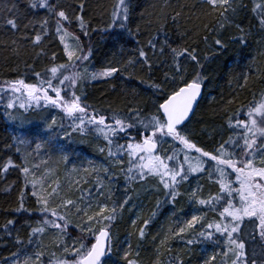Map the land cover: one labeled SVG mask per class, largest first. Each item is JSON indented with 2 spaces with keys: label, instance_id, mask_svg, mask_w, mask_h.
Here are the masks:
<instances>
[{
  "label": "snow or ice",
  "instance_id": "1",
  "mask_svg": "<svg viewBox=\"0 0 264 264\" xmlns=\"http://www.w3.org/2000/svg\"><path fill=\"white\" fill-rule=\"evenodd\" d=\"M25 3L27 7L21 11L18 0H12L8 11L15 14L11 17H0V19L3 20L8 31L12 32L13 37L20 34L24 40L30 41L33 45H39L42 36L48 35L50 21L55 19V32L60 44L63 45V52L68 63L56 64L47 68L46 71L50 72L53 78L58 79L59 85H64L67 81V89H76L79 86L81 94L77 95L75 91H72V98L65 100L61 92L65 91L67 94V90L53 85L51 79L41 81L42 84L46 83L48 88L25 83L23 79L6 83L9 84L13 93L24 90L23 94H26L27 99L19 104L21 109L30 107L32 101L38 104L40 100H44L46 104L60 108L67 117L78 121L72 129L74 132L84 135L90 130L85 125H93L95 131L103 136L109 146L114 142L113 137L121 133L131 138L132 142L126 143L129 166L125 173V180L147 181L149 177H154L157 181L155 191L160 192V186H162L165 196V200L157 199L156 210L152 211L149 219L143 221V227L136 229L139 240H144L145 229L151 217L157 215L162 205L176 203L178 197L182 195L179 186L189 179L190 174L204 173L208 179L212 178L213 173L217 174L216 183L219 189L216 195L210 194L208 198H203L199 194L200 186L188 192L187 195L195 203L216 213L219 219L208 220V214L205 212L201 215H192L190 219L178 222L175 227L170 226L159 240L157 255L152 264H161L160 249L171 252L170 241L173 239L179 238L190 251L189 246L197 243L221 245V237H223L224 247L220 252H214L204 259L203 264H217L218 257V264H264V90L261 91L259 100H256L253 94V100L246 106V120L236 118L235 112L227 116L225 122L229 128L239 126L242 129L238 138L229 136L227 140H222L209 150L195 140L196 133L191 127L192 117L198 107V99L207 80V75L202 71L204 68L202 59L208 61L216 58L233 44L241 50L247 49L251 42L256 45V55L251 57L248 71H242L239 77H233V79L241 90L248 88L250 79L264 84V3H255L252 8L258 19V35L251 27L246 28L238 22L240 12L246 7L243 0H199L202 15L196 16L195 19L200 23L193 24L190 29L187 24L184 25V31L181 33V36L185 38L184 46L174 47L166 33L164 41L158 45L156 37L153 36L147 40V47L156 57L155 60L149 57L148 51L143 47L136 49L135 56H123V48H121L119 58L114 53L113 59L107 66L93 72H89L88 64L93 57L94 48L91 41L87 44L83 43L81 35L89 37L91 32H111L118 24L120 29L132 36V29L128 27L130 0H115L111 19L100 29L91 27V17L86 15V0H73L68 4L62 3L61 0H25ZM164 7L167 8L170 5L165 4ZM38 9L45 10V16L39 19L35 11H29ZM141 15L144 14L141 13ZM183 17L184 8L181 7L165 14L163 19L164 21L171 19L174 26L180 27ZM208 17H214V20L210 21ZM147 23L151 24L152 20H148ZM187 23H192V17L188 18ZM37 26L39 31L36 30ZM69 27L78 28L79 34L69 32ZM163 27L162 23L159 24L158 31L163 30ZM232 28L235 29V33L230 31ZM29 30L32 32L31 35ZM226 32L227 38L224 35ZM139 33L140 26L137 25L135 34L139 35ZM67 38H71L74 43L70 45ZM116 39L119 43V38L116 37ZM188 41L191 43L189 44ZM201 43L211 53V57L207 54L201 57L199 54ZM11 45L13 53H18L17 39H11ZM36 55L39 56L41 53ZM50 59L55 61L56 54L53 53ZM75 62L83 66V71H73L70 75H64L61 70L74 69ZM186 62H190L197 69L191 75H189V64ZM58 73L60 76H57ZM33 74L38 78L41 76V73L34 69ZM118 76L126 77L128 80H138L140 84L152 88L155 94L163 96L162 102H154L155 111L142 118L143 110L135 106L139 91L131 88L126 97L127 112L124 117L113 110V123H108L107 117L104 114H98L95 109L93 114L89 115L88 109L92 106L82 104L83 87L80 82L89 78L99 80ZM114 87L115 84H113ZM48 89L55 93V98L48 94ZM236 99L237 97L233 96L224 100L220 111L228 112ZM13 107L14 103L7 104V108ZM239 111L240 109H236V112ZM128 112L134 115L128 116ZM86 116L87 120H85ZM234 119L235 124H233ZM54 124L53 119L52 125ZM52 125H49V128ZM130 129H136V136L131 135ZM144 133L150 134L144 135L142 142L138 141L137 137ZM209 139L212 137L209 136ZM13 141H19L20 144L26 143L19 136H14ZM176 143L182 145V148L176 149ZM165 144L169 145L171 154H167L164 149ZM12 146L14 145H6V147ZM40 147V144L36 145L37 149ZM123 148L125 145H117V152ZM59 150L62 151V148ZM104 150V148L99 149L101 152ZM16 151L19 152L20 149L17 148ZM180 151L184 153L182 161L177 155ZM191 153H196L198 156L190 155ZM107 155L112 157L116 153L109 147ZM62 159L65 163L68 162L66 155H63ZM133 160H136L135 164ZM168 161H176V164L170 166ZM113 163L121 165L123 161L116 159ZM9 166H15L11 158L3 166V171L7 172ZM34 167L38 168L39 165ZM20 170L24 174V186L31 184L30 194L35 198L34 202L38 206L35 211L40 212L42 216L37 226L28 224L30 231L27 244L35 243L36 250L32 255H25L23 264H109L107 258L113 252L111 229L118 216L117 205L113 204L110 207L106 202L111 199L110 185L106 186L97 179L99 185L97 196L87 202L83 197L77 201L62 195L63 187L58 179L49 180L47 176L37 178L27 166V161ZM73 171L76 169L73 168ZM84 171L89 172V169L85 168ZM121 171L124 169L121 168ZM103 172L111 182L114 174L108 168H103ZM232 174L235 177L234 181L229 179ZM83 182L87 183V180L84 179ZM75 183L79 184L81 180L78 179ZM234 184L238 186L234 187ZM4 191L10 192L12 189L5 188ZM129 199L131 197L125 198L119 205L121 211L124 205L128 204ZM54 201L57 203L54 204ZM59 209L64 211L61 212ZM11 211L29 215L32 213L33 209L27 206L26 194L23 190L19 192L16 207ZM49 216L54 219H49ZM25 223L27 224L28 221L26 220ZM13 224L14 221L9 219L5 228ZM136 224L137 220L131 221L134 228ZM49 228L56 230L51 237V246L62 255L56 256V252H52L49 260L45 261L43 257L46 255L45 248L48 246L43 244V237L48 233ZM72 229H75V234ZM8 234H11V230ZM155 239L154 236L153 240ZM15 243L23 245L25 241L17 235ZM18 254V252L13 253V256ZM133 255V247L129 242L121 258L125 264H141L138 259L139 252H135L137 258H132ZM13 264H21V262L16 260ZM168 264H185V262L180 255H176Z\"/></svg>",
  "mask_w": 264,
  "mask_h": 264
},
{
  "label": "trees",
  "instance_id": "2",
  "mask_svg": "<svg viewBox=\"0 0 264 264\" xmlns=\"http://www.w3.org/2000/svg\"><path fill=\"white\" fill-rule=\"evenodd\" d=\"M19 8L21 11L27 7L25 0H18ZM62 3L68 4L72 3L73 0H61ZM115 0H86V15L91 17L93 28H103L106 26L111 19V12ZM258 3H264L260 0ZM12 0H0V17H11L15 12H9L8 9L11 7ZM170 5V7L165 8L164 5ZM195 6V7H193ZM184 8V17L180 21V27L173 25L171 19L164 21L163 17L167 13H171L173 9ZM254 4L252 0H247L245 11L243 13V25L247 27H256V34H259V24L258 19L253 13L252 8ZM35 11L37 13V18H42L45 16V10H29ZM141 13L144 15L142 16ZM202 15V9L200 7L199 0H130V17L128 22V27L132 29L133 35L129 36L126 31L119 28L117 24L116 28L111 32H91L89 37H84L81 35V41L85 44L91 41L94 54L91 58L88 67L91 71L102 70L108 65V62L113 59V54L116 57L121 56V48H123V56H135L137 55L136 49L138 47L145 48L148 51L149 57L153 60L156 57L153 56L152 52L148 50L147 40L150 37H156L157 43H162L165 39V33L170 43L174 47L184 46L185 38L181 36L184 31V25L192 28L193 24H199L200 21L196 20V16ZM192 17V23H187L188 18ZM31 18V17H29ZM208 20H214V17H208ZM152 20L151 24L147 21ZM159 21V22H157ZM163 24V30L158 31L159 24ZM140 26L139 35L135 34L136 26ZM37 31L39 28L37 26ZM69 32H74L79 34L78 28L69 27ZM32 32L29 30V35ZM203 33H201L202 35ZM116 37L119 38V43H117ZM17 39V45L19 52L13 53L11 39ZM227 38V37H225ZM139 41V43H137ZM67 42L71 45L74 41L71 38H67ZM190 44L191 41H188ZM7 45V47L5 46ZM200 55L203 57L205 54L211 57V53L204 49V45L199 44ZM37 53L41 55L37 56ZM56 54V60L50 59L52 54ZM256 55V45L250 42V46L247 49L241 50L236 45H230L223 53H221L216 58H211L208 61L202 59L204 63V68L202 71L207 75V84L210 85V94L215 99L214 103L210 107H202V102L192 118V129L195 130V140L203 145L206 149H212L216 144L220 143L222 140H227L229 136L233 138H238L242 132L239 126L235 128H229L226 124V119L228 115H232L233 112L236 113V118L247 119L246 106L254 98L259 100L260 93L264 90V84L259 81L250 79L249 86L246 89L241 90L233 77H239L240 73L247 72L249 66L251 65V57ZM115 62V61H113ZM68 63L67 57L63 52V45L60 44L59 38L55 32V19L50 21L48 35L42 36V41L39 45H33L30 41L24 40L20 34L13 37L12 32H9L7 26L4 24L3 20L0 19V83L11 82L18 79H23L25 83L35 84L37 87L48 88L46 83H41L42 80L51 79L52 84L67 90L61 92V96L66 100H70L71 92L75 91L77 95L81 94V88L78 86L76 89H67V81L64 85H59L58 79L53 78L50 72L46 69L50 68L56 64ZM76 67L74 69L70 68L67 71H63L64 75H70L73 71L82 72L83 66L79 62H75ZM88 63V62H86ZM189 64V75H191L197 69L190 62ZM33 69L41 73L38 78L33 74ZM57 76H60L58 73ZM62 78V77H60ZM113 84L115 87L113 88ZM207 84L204 82L205 93L207 92ZM83 87V95L81 96V101L83 105H91L88 109V114H93V109L96 110L98 114H104L107 117L106 122L113 123L112 115L113 110L117 112L121 117L125 116L127 112V93L129 89L136 88L139 91V96L135 102V106L142 109V118L147 116L149 113L155 111L154 102H162L163 96L155 94L154 90L144 84H140L138 80H128L126 77L110 78V79H99L91 80L90 78L80 82ZM48 93L51 96H55V93L48 89ZM2 94V92L0 93ZM205 96V95H204ZM236 96V102L230 106L228 112H221V103ZM3 99L5 96L2 94ZM5 106L4 103L0 101V264H11L13 261H20L23 264L25 255H32L36 250V244H27V236L30 228L28 224L37 226L41 219V213L35 211L38 207L35 204V198L31 196V184L24 186V174L20 170L21 166L27 161V166L35 174L37 178L41 176H47L49 180L58 179L63 187L62 195H66L73 200L79 201L81 197L88 198V194H92L95 197L98 194L99 185L97 184V179H99L106 186L110 185L111 188V199L106 201L109 205L114 201L117 192L121 187L125 188L127 191L133 192L137 191L144 181H127L125 180V173L128 168L129 156L126 151V143L132 142L131 138L125 136L121 133L116 137H113V144L108 145L103 139L102 135H99L93 125L86 124L85 126L90 129L84 135L79 132H74L72 129L78 121H74L71 118H64L60 122L59 129L61 131L46 134L41 130H37L34 127L30 132L26 130H19L14 124H12V131H8L6 128L7 123L5 122ZM236 109H240L236 112ZM128 116H133V113L128 112ZM87 120V116L85 117ZM235 124V119L233 120ZM63 125V127H61ZM139 127V125H138ZM219 128L224 129V133L219 132ZM66 132L71 133L67 135L68 138L62 140L61 133ZM129 132L132 136H136V129H130ZM150 133H144L137 137V140L142 142L144 135ZM14 136H19L24 139L26 143L20 144L19 141H13ZM28 136L30 141L25 139ZM209 136L212 139H209ZM222 136V140L219 142V137ZM81 143L80 147L74 146V141ZM259 142V141H258ZM171 143V142H170ZM26 144H29L26 146ZM40 144L39 149L36 145ZM61 144L63 145L62 151ZM6 145H14L12 147H6ZM117 145H125V148L120 149L117 152ZM104 148V155H107L108 148L111 147L112 151L116 155L109 157L113 159H121L123 164L115 165L110 167L109 170L113 173V180L109 182L107 176L103 172V168L100 165L92 168V164L89 163V156L94 157L91 161L92 163L98 164V148ZM19 148L20 151L17 152L16 149ZM176 149H181L182 145L178 143L175 144ZM164 149L167 154H171L169 145L165 144ZM159 151V148H158ZM238 151V149H237ZM66 155L68 157V162L65 163L62 156ZM180 161L183 160L184 153L182 151L177 153ZM190 155L198 156L196 153H191ZM11 158L15 166H9L8 171H3V166L7 163V160ZM207 158H205L206 160ZM136 160H133V164ZM170 166L175 165L176 161H168ZM212 163V162H208ZM39 165L38 168L34 167ZM207 168V164L205 165ZM186 167V165H185ZM73 168L76 171H73ZM88 168L89 172H85L84 169ZM121 168L124 171H121ZM95 169V171H92ZM231 171L230 169L228 170ZM131 175V174H129ZM118 178V179H117ZM217 174L213 173L211 179H208L206 174H190L189 179L183 182L179 186V190L182 195L178 197L175 204L165 203L162 205V209L157 213L156 216L151 217L149 224L147 225L145 232L146 236L144 240L138 239V234L136 229L143 227V221L149 219L152 211L156 210L157 199L165 200L164 192L161 187L160 192L151 194V197L147 200L144 212L141 214V218L137 220L135 228L131 225V220L129 218H123L122 221H114L112 224V234L117 230L119 232V240L122 243H113V252L109 258V264H125L124 260L121 258L123 256L124 250L127 248L129 242H131L133 247V257L135 252H139V261L141 264H152L155 260L157 252L156 249L159 246V240L167 232L168 228L175 227L178 222L190 219L192 215H201L207 212L208 220H218L219 217L216 213L209 211L207 207L201 206L195 203L193 200L190 201L188 192L195 190L197 186H200V195L203 198H208V196L216 195L219 189V185L216 183ZM81 180V183L76 184V180ZM84 179L87 183L83 182ZM229 179H235L234 174H232ZM152 184L157 186L156 178L149 177L147 180ZM145 181V182H147ZM55 186V185H53ZM234 187L237 185H233ZM5 188H11L12 191L5 192ZM23 190L26 194L27 206L32 208L33 211L29 215L27 213H16L11 211L12 208L16 207V202L19 192ZM57 203L56 201L53 202ZM190 203L192 205L190 206ZM63 212V209H59ZM49 219H54V217H48ZM13 220V225H8L7 229L5 224L7 220ZM28 221L26 224L25 221ZM11 230V234L8 232ZM55 229H48V233L43 237V244L48 247L45 248L46 255L43 260L47 261L50 258L52 252H56V256H61L62 254L51 246V237L55 232ZM73 234H75V229H72ZM131 233V235H129ZM19 235L21 240L25 241L23 245H17L15 243L16 236ZM156 237L153 240V237ZM221 245L214 246L210 243H197L189 246L190 251L186 248L185 244L179 240V238L170 241L171 252L165 251L163 248L160 249L161 264H168L172 257L180 255L184 259L185 264H203L204 259L211 256L214 252H217L219 248L223 245V237H221ZM139 245V248H137ZM19 253L13 256V253ZM52 259H55L52 257ZM219 261V257H218ZM217 261V264H218Z\"/></svg>",
  "mask_w": 264,
  "mask_h": 264
},
{
  "label": "rangeland",
  "instance_id": "3",
  "mask_svg": "<svg viewBox=\"0 0 264 264\" xmlns=\"http://www.w3.org/2000/svg\"><path fill=\"white\" fill-rule=\"evenodd\" d=\"M264 1V0H263ZM244 4L246 5L247 0H243ZM260 2V0H252V3L255 5V3ZM245 7L240 12V16L238 17V22L243 25V13ZM253 32L256 33V27L252 28ZM232 33H235V29H230ZM225 37H227L228 33L226 32ZM205 49V47H204ZM206 50V49H205ZM89 72H93L89 69ZM205 83L207 84V81L205 80ZM207 92L204 94L202 107H210L214 103L215 99L212 97V94H210V85L207 84ZM5 96V99H3L2 94H0V101L4 103L5 106V122L7 123L6 128L8 131H12V124L16 126L17 129L26 130V132H30V130L34 127L37 130H41L46 134H52L61 131L59 129L60 122L62 121L63 117L66 118L67 116L64 114L63 111H61L60 108L54 107L50 104H46L44 100H40L37 104L35 101L30 102L31 106L21 109L19 107V104L22 102V100H26L27 96L26 94H23L24 90L22 89L21 92L13 93L10 90L8 83H0V93ZM49 94V93H48ZM51 96V95H50ZM55 98V96H52ZM66 100V99H65ZM14 103V107L9 109L7 108L8 103ZM69 118V117H68ZM53 119L55 120V124L52 125ZM49 125H52L51 128H49ZM219 132L223 134L225 131L224 129L219 128ZM68 138L66 135V132L61 133V139L64 140ZM25 139L30 141V138L28 136L25 137ZM222 140V136L219 137L218 141L220 142ZM74 146L80 147L81 143L78 141H74ZM259 143V142H258ZM29 144H26L28 146ZM63 145L61 144V148L63 149ZM101 147L98 148V164L92 163L94 157L89 156L88 161L92 164V168L96 167L97 165H100L102 168H110L114 167L113 161L116 159L109 158L104 155L103 152L99 151ZM238 186V185H237ZM155 184H152L151 182H145L141 184V187L138 188L137 191H127L125 188L121 187L120 190L117 192V195L112 202L110 207L113 204H116L118 207V216L115 221H122L123 218H129L132 220H138L137 217L141 218V214L145 211L144 208L146 206L147 200L149 196L151 197V194L156 193L155 191ZM127 197H131L129 199L128 204L124 205L123 210L121 211L119 209V205L123 202V200ZM95 198L94 195L88 194V198L85 199V202L89 199ZM238 200V198H237ZM192 201V200H190ZM192 203H190V206ZM113 243H122V240H119V232L116 230L113 233ZM127 246V245H126ZM224 245L221 246L217 250V252H220ZM70 258V257H69ZM13 264V263H11Z\"/></svg>",
  "mask_w": 264,
  "mask_h": 264
},
{
  "label": "water",
  "instance_id": "4",
  "mask_svg": "<svg viewBox=\"0 0 264 264\" xmlns=\"http://www.w3.org/2000/svg\"><path fill=\"white\" fill-rule=\"evenodd\" d=\"M204 93H205V87H203V89H202V94H201V96H200V98L198 99V107H199V105H200V102L203 100V98H204ZM198 107H197V109H198ZM197 111V110H196ZM196 113V112H195ZM194 117V116H193ZM192 117V118H193ZM143 140V139H142Z\"/></svg>",
  "mask_w": 264,
  "mask_h": 264
}]
</instances>
